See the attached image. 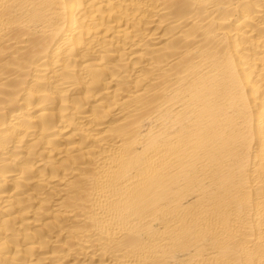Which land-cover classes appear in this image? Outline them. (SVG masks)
<instances>
[{
    "label": "bare ground",
    "instance_id": "bare-ground-1",
    "mask_svg": "<svg viewBox=\"0 0 264 264\" xmlns=\"http://www.w3.org/2000/svg\"><path fill=\"white\" fill-rule=\"evenodd\" d=\"M0 264H264V0H0Z\"/></svg>",
    "mask_w": 264,
    "mask_h": 264
}]
</instances>
